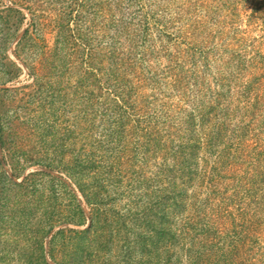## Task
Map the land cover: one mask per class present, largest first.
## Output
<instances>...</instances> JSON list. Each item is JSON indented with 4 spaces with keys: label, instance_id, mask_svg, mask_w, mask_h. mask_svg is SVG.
Wrapping results in <instances>:
<instances>
[{
    "label": "rangeland",
    "instance_id": "374dc122",
    "mask_svg": "<svg viewBox=\"0 0 264 264\" xmlns=\"http://www.w3.org/2000/svg\"><path fill=\"white\" fill-rule=\"evenodd\" d=\"M111 2L0 0V264H230L235 231L246 232L237 238L249 243L247 264H264V72L248 99L240 84L225 86L234 125L242 116L253 125L217 194L207 171L223 147L207 144L208 131L194 127L200 146L168 150L178 143L167 136L147 146L144 117L124 118L121 130L94 105L110 97L111 16L162 20L190 41L196 27L207 62L196 55L194 75L213 91L218 70H235L224 67L230 52L243 58L235 63L242 80H251L243 69L251 62L264 67V0H124L120 12ZM193 76L170 89L169 77L157 80L173 117L165 126L183 140L186 116L203 100ZM82 188L95 195L90 206ZM96 210L98 234L88 230ZM206 222L214 239L203 245Z\"/></svg>",
    "mask_w": 264,
    "mask_h": 264
},
{
    "label": "trees",
    "instance_id": "16d2710c",
    "mask_svg": "<svg viewBox=\"0 0 264 264\" xmlns=\"http://www.w3.org/2000/svg\"><path fill=\"white\" fill-rule=\"evenodd\" d=\"M111 1H113L110 3L111 10L115 9L119 12L123 10V7L125 6V2H123L124 0ZM108 22L109 24L104 26V29L111 31V34L107 35L108 49L105 57L109 64L106 89L110 97L107 98V102L98 101V99H95L94 101V105H99L101 107V117L106 119L111 116L110 124H116L118 129L123 127L125 123H122L121 121L126 117L131 119H133V117H137L138 119L144 117L145 121H149L148 124L150 125V128L148 129L149 132L142 138L143 141L146 145H153L154 141L159 140V143H161L162 138L165 136L172 137V139L178 144L164 146V148L168 147V150L173 147H176V151H178L185 147L191 148L200 146L201 144L198 141L195 142L197 131L195 132L194 127L196 125L199 126L202 134L208 131L207 144H210L215 148H224L214 149L219 152L214 156V161L211 165L212 167L208 171L207 169L204 170L207 171L211 179H214V184L213 182L211 183L212 187L214 186V189H211V191L212 193L217 194L218 190L216 188L221 181V175L226 171L225 169L228 165L230 169L233 163L237 160L234 151L246 146V136L249 135L250 127L253 125V123L249 124L245 122L243 119L245 116H242L239 119L238 124L234 125V119L232 118L235 114L233 113V110L230 108L226 109L223 106L225 86H232L234 83L237 87L240 84L242 89L239 93L237 91V94L243 99H248L247 97L249 95H253V88H256L255 85L258 83L257 79L259 78L256 77L255 74L259 72L261 73V71L264 72V67L257 68L254 66L253 62H251L247 67L243 68L245 70L244 73L249 74L251 80H242V75L238 76L236 73L237 70L235 63L243 58L237 57V54H234V51L230 52L228 53L229 58L224 61V67L229 66L235 68V70L231 71L229 75L223 70L224 73L218 70V74L213 77L214 83L218 89L212 91L209 87L205 88L204 82H201L202 79L200 78L201 80H198L194 75V71L198 73L196 69L197 66H199L195 56L198 55L202 58L203 61L201 63L206 60V55L202 50L203 48H201V42H196V27H194L192 31L187 32V35L192 38V41H190L184 36L171 34L168 31L169 27L167 24L158 19L155 21L147 19L142 20L129 14V17L126 16L125 18L121 15L117 18L111 16V19ZM180 46L182 48H180ZM171 47L174 49L173 51L169 50ZM226 51L228 52V50ZM163 60L169 62L170 65L162 68L160 63ZM243 61L245 62V60ZM247 69L249 70L247 71ZM238 70L243 73L240 67ZM192 76L194 77L193 85L195 87V97L199 98L202 94L201 98H203V100L200 105H194V110H191L190 114L186 116L185 123L187 126L191 125L192 129L190 127L186 128L189 132V138L183 140L180 138L178 130H170L165 126V122H169L168 120L171 119L172 115L168 112V106L160 101L162 93L160 94L157 80L158 77H169L170 89L175 87L173 85L175 81H184V79H188V77L191 79L190 77ZM171 78H174L173 82ZM205 96H207L208 100L205 99ZM252 112H254V110L251 109V113L249 112L248 116H250L251 119H254L255 117ZM152 116L157 120L159 116L162 117V119L160 122H152V120L149 119L152 118ZM224 141L225 143L221 146V143ZM196 179H200V177ZM76 181L78 182L79 180ZM233 183L235 188L237 181L233 179ZM243 186L246 187V191L249 192V188L246 184H243ZM173 187L175 188L172 191L177 190L179 195L183 194L184 191L181 187L176 188L175 185H172L171 188ZM239 188L241 187H237L238 191ZM81 191L86 204L88 206L93 204L91 197L94 196L95 198V195L91 192L86 193L83 188ZM252 193L254 195V192ZM231 202L233 201L231 200ZM97 203L98 202L96 201L94 205ZM257 204H260V202L257 201ZM221 207L222 206L220 205L217 206V209H215V215L220 213ZM78 210L82 214V210L79 208ZM98 210L94 212V219L93 216L91 217V223L88 227V230L95 234H98L99 231H101L98 225H96L97 221L95 222V217L99 218V214H97ZM164 221L165 220H161L163 225L166 223ZM244 223L245 228H251L252 224L250 225V222L246 221ZM204 224L206 228H202V223L200 232L204 240L203 245H207L210 238L214 239V237L210 232L211 227L208 226L207 222ZM165 233L167 234V232ZM244 233L246 232L235 231V235H232L235 239H232V242H230V249L227 250V258L230 264H247V257L243 254V251L249 243H247L245 239L238 240L237 238V235H242ZM52 240L53 239H51L50 242H52ZM52 258V261L59 264L54 257Z\"/></svg>",
    "mask_w": 264,
    "mask_h": 264
}]
</instances>
